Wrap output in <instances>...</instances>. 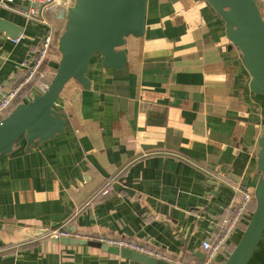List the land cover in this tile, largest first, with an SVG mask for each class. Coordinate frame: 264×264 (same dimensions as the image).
Instances as JSON below:
<instances>
[{"label": "crops", "instance_id": "crops-1", "mask_svg": "<svg viewBox=\"0 0 264 264\" xmlns=\"http://www.w3.org/2000/svg\"><path fill=\"white\" fill-rule=\"evenodd\" d=\"M9 5L0 4V98L21 72L28 76L22 63L33 62L53 29L47 11L46 24L11 9L28 4ZM123 49L122 69L104 67L96 55L91 87L74 79L65 86L56 108L64 132L35 147L20 138L0 153V264H150L91 239L57 241L56 227L79 238L146 242L173 264L201 261L203 239L238 208L242 189L254 195L264 94L251 90L216 9L206 0H148L145 34L128 37ZM46 60L38 81L53 64ZM38 81L24 102L41 92ZM109 180L113 188L103 193ZM245 222L208 264L223 263ZM251 261L264 264V233Z\"/></svg>", "mask_w": 264, "mask_h": 264}, {"label": "water", "instance_id": "water-1", "mask_svg": "<svg viewBox=\"0 0 264 264\" xmlns=\"http://www.w3.org/2000/svg\"><path fill=\"white\" fill-rule=\"evenodd\" d=\"M206 1L221 15L228 38L240 49L242 61L251 75V90L264 94V16L260 6L255 0ZM147 9L148 0H70L65 31L58 41L61 58L56 72L44 91L28 102L17 104L0 119V153H11L23 136L27 146L33 147L64 132L67 120L55 106L65 85L75 79L89 89L91 80L87 72L96 55L104 67L122 69L127 62L123 46L128 37L145 34ZM259 145L257 162L261 175L254 188L256 207L222 264H247L264 233V133ZM54 239L65 244L88 241L68 235L54 236ZM90 241L124 257L150 264H173L129 247ZM197 255L201 261L207 257L202 250Z\"/></svg>", "mask_w": 264, "mask_h": 264}, {"label": "built area", "instance_id": "built-area-1", "mask_svg": "<svg viewBox=\"0 0 264 264\" xmlns=\"http://www.w3.org/2000/svg\"><path fill=\"white\" fill-rule=\"evenodd\" d=\"M62 0H0V4L6 7H10L9 4L13 3H26L29 5L27 10L19 9V8H11L15 10L16 12L23 15L25 18L37 22L46 23L47 21L45 19V11H47V8L50 6H56L59 3H61ZM65 3L69 4L70 0H63ZM257 4L261 3L264 5V0H255ZM20 38L16 39V41H19ZM53 43V29L51 28L47 34L44 36V39L42 40V44L40 47V50L37 52L36 58L33 60L32 63L23 62L22 66L25 68H28V76L26 78V81H30L33 77L36 76L38 72H40V69H42L43 63L45 59L48 57L51 46ZM43 84V83H42ZM47 84H44L40 86L41 91H44L47 87ZM19 87H16L9 91L7 94L3 95L0 98V119L8 115V111L10 110V107L13 103V101L16 99L17 94L19 93ZM113 188L112 180H109L106 182L104 187L102 188V192H108ZM242 195H241V201L237 209H229L228 213L223 216L220 220V223L218 224L219 232L215 236H210L207 238H204L202 241L203 247L207 250V259L203 261L194 260V261H182L177 260L176 262L179 264H208L209 260L213 258L215 253L219 251L221 246H223L229 237V235L233 232L234 228L237 226L239 221L241 219H246L245 215L247 214V207L250 203L253 193H251L249 190H243L242 189ZM50 233L55 236H61V235H68L71 236V231L65 227H56L52 230H50ZM85 239H91V240H99L102 242H106L108 244L112 245H118L120 247H129L135 250H138L139 252H143L149 255L156 256L158 258H163L168 261H172V259L163 254L159 249H157L155 246L146 243V242H138L131 238H125V237H114V236H100V237H92V236H81Z\"/></svg>", "mask_w": 264, "mask_h": 264}, {"label": "rangeland", "instance_id": "rangeland-1", "mask_svg": "<svg viewBox=\"0 0 264 264\" xmlns=\"http://www.w3.org/2000/svg\"><path fill=\"white\" fill-rule=\"evenodd\" d=\"M259 6H260L261 9L263 8V5L261 3H259ZM68 7H69V4L65 3V1L62 0L61 3H59L58 5L50 6V7L47 8V13L46 14H47V16H49L51 18L50 22H51V24L53 26V43H52L51 51H50V53H49V55L47 57L45 65H47V63L49 61H52L53 64H50V66H48V69L50 68V71L48 70L46 73H44V75H42L43 77H40V80L38 81L40 86H42L44 84L48 85L50 83V81L53 78V76H54V74L56 72V69L58 67L59 60L61 58V53H60V51L58 49V41H59V37L61 36V34L65 31V24H66V21H67V10H68ZM137 38H139V37H137ZM71 81H73V80L71 79L68 83H70ZM38 90L41 91V88L39 87ZM61 93H60L58 98H60ZM58 106L59 105L57 103L55 107L58 109ZM21 139H24V136L21 137ZM43 143L44 142L38 143L35 146L41 145ZM35 146H33V147H35ZM228 249L229 248H227L225 250V252L223 253L224 260L226 258V254H227ZM250 261H251V258H250V260H249V262L247 264H250Z\"/></svg>", "mask_w": 264, "mask_h": 264}, {"label": "trees", "instance_id": "trees-1", "mask_svg": "<svg viewBox=\"0 0 264 264\" xmlns=\"http://www.w3.org/2000/svg\"><path fill=\"white\" fill-rule=\"evenodd\" d=\"M26 77H27V71L21 72L20 75L17 76V79L13 82V87L16 88L22 81H25ZM37 81H38V76H36L33 80H31L30 82L26 83V85H24L22 90L19 91V93L17 94L16 99L13 101V103H12V105L10 107V110L8 111V114L12 111V109L17 104L24 102L26 96H28V94L30 93L29 90L33 87L34 83H36ZM255 207H256V200H255V197L253 195V197H252V199H251V201H250V203L248 204V207H247L248 208L247 209V214L245 215L246 222L242 224L244 226V228H246V225L248 224ZM234 246H235V244H231L229 246V249L227 251L226 257L232 251Z\"/></svg>", "mask_w": 264, "mask_h": 264}]
</instances>
